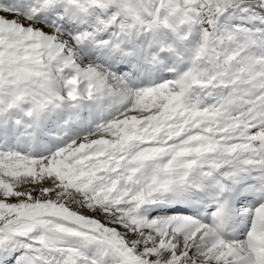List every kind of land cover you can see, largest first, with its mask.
Segmentation results:
<instances>
[{"label":"snow or ice","instance_id":"snow-or-ice-1","mask_svg":"<svg viewBox=\"0 0 264 264\" xmlns=\"http://www.w3.org/2000/svg\"><path fill=\"white\" fill-rule=\"evenodd\" d=\"M0 264H264V0H0Z\"/></svg>","mask_w":264,"mask_h":264}]
</instances>
